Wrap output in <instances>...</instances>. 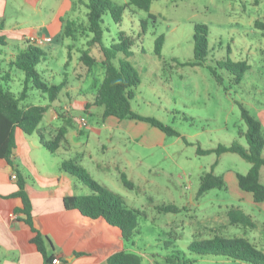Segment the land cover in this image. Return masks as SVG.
I'll return each instance as SVG.
<instances>
[{
	"label": "rangeland",
	"instance_id": "obj_1",
	"mask_svg": "<svg viewBox=\"0 0 264 264\" xmlns=\"http://www.w3.org/2000/svg\"><path fill=\"white\" fill-rule=\"evenodd\" d=\"M111 1L122 4L125 0ZM133 10L124 11L119 25L108 14L104 15L103 41L109 45L118 30L139 38L132 47L133 55L129 57L140 75V83L135 87L131 100L132 108L140 114L156 117L179 135H164L163 140L153 146L127 139L125 151L129 162H121L115 157L116 162L111 160L115 163H111L108 169L91 164L88 166L90 176L99 182L105 181L109 188L124 197L128 206L142 210V215L138 217L139 232L132 239V249L141 254L142 264L164 262L163 257L174 249L183 250L191 264H250L223 256L190 252L187 245L195 240L210 238L217 232L227 238L246 239L264 252L263 210L258 204L236 206L228 199L226 188H213L198 194L200 176L209 170L216 155L196 153L198 144L209 148L238 140L246 145L244 137L238 133L246 129L241 105L256 119L262 118L264 62L261 54L264 32L254 27V21L264 18V0H153L150 5L153 17L143 10ZM26 11L24 9L23 12ZM70 16L79 24L86 23V10L82 6H75ZM25 18L18 27L23 33H42L38 20ZM142 20L146 31L138 36L139 21ZM197 22L208 26L209 54L204 64L191 65L185 62L193 59V24ZM159 35H163L164 40L161 54L156 55L154 43ZM70 39H67L71 42L68 46L59 42L58 38L42 46L47 51V58L42 59L36 68L46 84L63 82V88L67 87V92H71L75 89L67 80L74 82L77 79V84H81V89L88 95L96 89L103 76L100 51L96 45L87 46V33L75 40ZM0 48L5 55L1 57L0 70H7L8 56L14 55L17 50L1 45ZM86 49L95 58L91 67L85 66L81 60ZM227 57L234 61L244 60L250 65L239 83L233 82L232 76L219 68L217 73L222 83H218L206 67L208 64L215 66L216 60ZM8 73L12 79L9 87L18 94L23 86V73L12 68ZM86 81L92 82L90 89L82 86ZM62 93L59 95L63 99L61 106L72 102V114L75 115L78 110L72 100L75 93ZM47 102L39 91L28 88L23 105H43ZM62 114V123L68 120L70 125L74 122L68 112ZM88 119L99 125L102 122L101 108L96 107ZM113 132L118 134L116 130ZM105 133L100 136V142L105 143L108 139ZM45 137L49 139L50 135L45 133ZM30 138L38 142L35 133ZM96 147L92 145L93 153L103 166L108 165L105 160L115 152L107 150V155H103ZM40 148L41 152H47L44 147ZM249 166L236 153L226 152L221 156L220 168L245 171ZM120 172H124L134 183L133 188L122 183ZM261 181L264 183V167ZM84 188L88 193L89 190ZM157 204H174L181 211L161 212L156 209ZM231 208L243 210L251 217L254 226L230 222L228 211ZM165 242L169 244L167 247Z\"/></svg>",
	"mask_w": 264,
	"mask_h": 264
},
{
	"label": "trees",
	"instance_id": "obj_2",
	"mask_svg": "<svg viewBox=\"0 0 264 264\" xmlns=\"http://www.w3.org/2000/svg\"><path fill=\"white\" fill-rule=\"evenodd\" d=\"M152 1L127 0L125 3L118 4L111 0H75L72 10L75 6H82L86 10V23L79 24L73 18H62V30L59 37L75 40L77 36L87 33L89 38L87 46L96 45L100 51L103 76L96 86L92 100L82 103L85 112L88 108L99 107L101 108L102 121L108 116H114L118 119H136L159 128L166 135L178 136V132L171 126L164 124L156 117L140 114L132 108L131 100L134 97L135 87L140 83V75L129 57L133 55L132 47L136 45L139 38L133 37L124 30H118L116 38H113L109 45L103 41L104 15L108 14L117 25L121 23L126 9L130 12L133 11V8L143 10L147 12L149 17H153L150 12ZM139 26L140 33L138 36L146 31L143 20L139 21ZM254 27L264 32V18L262 20L256 19ZM208 32L207 24L199 22L193 24V59L185 63L191 65L205 63L209 54ZM163 40V35H159L155 39L154 53L156 55L161 54ZM0 45H8L5 36H0ZM88 49L84 50L81 60L85 66L91 67L95 58L87 52ZM261 55L264 62V48ZM3 56H5L4 51L0 48V61ZM46 58V50L39 45L27 42L18 48L14 55H9L7 60L9 68L0 70V159L11 166L14 165L12 155L16 147L15 133L17 129L28 135L37 133L41 145L47 150L55 152L64 141L69 127L67 120L59 126L55 135L50 139H46L38 128L49 104L59 98L65 85L63 82L50 85L43 82L36 67L42 59ZM206 67L218 83H222V78L217 73L218 68L227 71L235 83H239L246 71L250 69V65L246 61H234L229 57L221 61L216 60L215 66L208 64ZM10 68L22 71L24 76L22 90L18 94L9 87V82L12 80L8 73ZM28 88L39 91L49 103L23 105ZM240 108L246 129L240 130L238 133L239 136L244 137L246 145L244 146L238 140H233L229 144L219 143L211 148H202L198 144L196 153L198 155L214 153L219 156L222 153L230 152L238 154L247 161L250 164L248 170L245 173H237L238 185L242 190L252 193L254 203H260L264 200V184L259 180L260 169L264 167V130L259 120L252 116L245 107L241 105ZM215 164L216 161L211 164L208 171L201 174L198 194H203L213 188H226L223 178L214 173ZM60 167L89 190L88 194L64 197V207L77 209L81 215L88 218L101 217L108 224L116 226L125 241H133V237L139 232L138 217L142 215V210L129 207L121 194L92 178L76 159H63ZM14 171L17 173L16 184L18 188L10 195L19 197L22 202V207L14 211L25 215L23 221L33 233L31 242L45 257L46 264H51L52 258L46 257L44 239L32 224L31 204L24 192L25 179L19 174L17 168H14ZM119 177L126 187H134V183L127 178L124 172H120ZM156 209L161 212L181 211V208L174 204H157ZM228 214L232 223L254 226L251 217L241 209L231 208ZM164 245L167 247L169 244L165 242ZM187 249L200 255H216L250 264H264V252L256 248L251 242L243 238L223 237L217 232L210 238L189 243ZM163 259L164 262L157 261L155 264H191V260L186 257L185 252L181 249L172 250V253L164 256ZM107 263L142 264V256L137 252L121 250L111 254Z\"/></svg>",
	"mask_w": 264,
	"mask_h": 264
},
{
	"label": "crops",
	"instance_id": "obj_3",
	"mask_svg": "<svg viewBox=\"0 0 264 264\" xmlns=\"http://www.w3.org/2000/svg\"><path fill=\"white\" fill-rule=\"evenodd\" d=\"M9 1L0 0V36L6 37L7 48L17 50L24 42H27L29 36L50 37L49 43L58 38V41L65 46L70 45L71 42H68L70 38L59 37V35L62 30L61 19L71 18L70 14H72L75 0ZM24 9L29 14L27 11L23 12ZM27 16L39 21L41 34L23 33L18 28L21 20L25 17L29 19ZM18 17L21 19L17 21ZM67 81V83H72L75 89V91L72 90L75 93V100H72L78 106L76 114H72V102L61 106L63 100L61 96L49 104L43 114L42 123L38 125L44 136L48 133L51 138L62 123V113L68 112L72 115L74 122L69 125L60 147L55 152L46 148L47 152H41L40 147L43 146L37 133L34 132L38 142L30 138L33 133L28 135L17 129L16 147L12 155L14 165L11 166L0 159V264H46L45 257L31 242L33 233L23 221L25 215L14 211L22 207L21 199L10 195L18 188L16 180L11 179V174L15 173L14 168H17L19 174L25 179L24 192L30 200L32 224L44 239L47 258L58 257L67 260L69 264H108V257L115 252L121 250L135 252L132 249L134 241H125L116 226L108 224L101 217L88 218L81 215L77 209L64 207V197L84 195L89 192L87 193L82 183L64 172L60 164L63 159L74 158L92 176L88 169L91 164L96 168L108 169L111 163L116 162L115 157H118L121 162H129L125 151L127 139L153 146L160 143L166 134L144 121L129 118L118 119L114 116H108L99 125L98 123L94 125L88 117L93 114L96 107L88 108L85 112L82 103L90 102L95 90L86 95L87 91L83 92L81 84H77V79L74 82ZM91 84V81H86V84L82 86L90 89ZM67 91L69 89L65 87V89L62 88L61 93L70 95L72 92ZM43 99L47 100L45 97ZM262 114V118L258 120L264 130V109ZM114 130L118 131V134H115ZM103 133L108 136L105 143L99 141ZM95 135L98 137L96 138ZM93 144L97 146V151H102L103 155H107L105 154L107 150L115 152L112 157L105 160L108 165L103 166V162L101 163L98 156L93 153ZM223 155L224 153L216 155L210 166L216 161L214 173L223 178L228 199L240 208L244 205L258 204L264 212V200L254 203L252 193L242 190L238 185L237 173H245L249 167L245 171L220 168ZM137 160L140 162L139 157ZM262 171L263 167L259 172L261 183ZM101 182L107 185L105 181Z\"/></svg>",
	"mask_w": 264,
	"mask_h": 264
},
{
	"label": "built area",
	"instance_id": "obj_4",
	"mask_svg": "<svg viewBox=\"0 0 264 264\" xmlns=\"http://www.w3.org/2000/svg\"><path fill=\"white\" fill-rule=\"evenodd\" d=\"M51 41L50 37L47 36H29L27 38V42L30 44H35V45H39L42 46L45 43H49ZM11 179L12 180H17V175L16 173H12L11 174ZM51 264H69V262L65 259H60L58 257H53L51 259Z\"/></svg>",
	"mask_w": 264,
	"mask_h": 264
}]
</instances>
